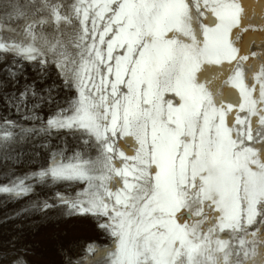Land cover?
Instances as JSON below:
<instances>
[{
  "label": "snow or ice",
  "instance_id": "obj_1",
  "mask_svg": "<svg viewBox=\"0 0 264 264\" xmlns=\"http://www.w3.org/2000/svg\"><path fill=\"white\" fill-rule=\"evenodd\" d=\"M0 73L32 123L0 116L30 165L0 224L91 218L106 242L63 264H264V0H0ZM16 240L0 264H31Z\"/></svg>",
  "mask_w": 264,
  "mask_h": 264
},
{
  "label": "rangeland",
  "instance_id": "obj_2",
  "mask_svg": "<svg viewBox=\"0 0 264 264\" xmlns=\"http://www.w3.org/2000/svg\"><path fill=\"white\" fill-rule=\"evenodd\" d=\"M25 74L29 82L36 78V73L31 66H25ZM0 76H3V73H0ZM21 83H24L23 78ZM48 83H51V79ZM4 115L24 124L25 127L32 126L31 122L25 123L17 114L6 113L0 109V116ZM36 126L39 127L38 124ZM42 142L44 141L40 137H36L33 141H26L20 145V148L27 155L33 150V143L39 145ZM29 166L25 162L13 169L11 161L7 163L0 161V180L4 179L10 170L22 171ZM45 194H49L47 190L41 193L40 198L43 199ZM15 207L18 206L0 205V217L13 213ZM17 237L18 240H16ZM10 240H16V247L20 250L21 256L31 264H63V260L67 257L62 254V249H70L72 253H76L89 242H106L91 218L67 219L54 213L48 220L43 219L39 213H35L27 219H15L0 224V243L7 247ZM25 248L29 250L26 251Z\"/></svg>",
  "mask_w": 264,
  "mask_h": 264
},
{
  "label": "bare ground",
  "instance_id": "obj_3",
  "mask_svg": "<svg viewBox=\"0 0 264 264\" xmlns=\"http://www.w3.org/2000/svg\"><path fill=\"white\" fill-rule=\"evenodd\" d=\"M255 35H256V36H260L261 34H260V33H256Z\"/></svg>",
  "mask_w": 264,
  "mask_h": 264
}]
</instances>
